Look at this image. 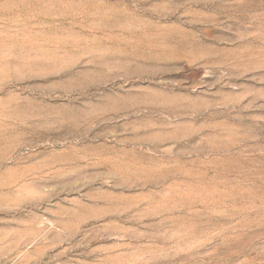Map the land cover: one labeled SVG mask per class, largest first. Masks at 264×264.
I'll list each match as a JSON object with an SVG mask.
<instances>
[{"label":"rangeland","instance_id":"1","mask_svg":"<svg viewBox=\"0 0 264 264\" xmlns=\"http://www.w3.org/2000/svg\"><path fill=\"white\" fill-rule=\"evenodd\" d=\"M0 264H264V0H0Z\"/></svg>","mask_w":264,"mask_h":264}]
</instances>
